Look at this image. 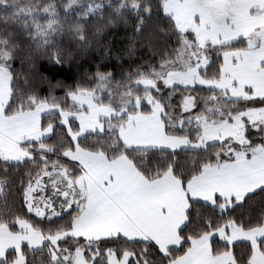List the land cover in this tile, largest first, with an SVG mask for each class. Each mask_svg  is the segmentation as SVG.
Returning <instances> with one entry per match:
<instances>
[{
	"label": "snow or ice",
	"instance_id": "6c2138e0",
	"mask_svg": "<svg viewBox=\"0 0 264 264\" xmlns=\"http://www.w3.org/2000/svg\"><path fill=\"white\" fill-rule=\"evenodd\" d=\"M0 264H264V0H0Z\"/></svg>",
	"mask_w": 264,
	"mask_h": 264
},
{
	"label": "trees",
	"instance_id": "16d2710c",
	"mask_svg": "<svg viewBox=\"0 0 264 264\" xmlns=\"http://www.w3.org/2000/svg\"><path fill=\"white\" fill-rule=\"evenodd\" d=\"M18 66V65H17ZM87 67V65H85ZM57 79H63L66 80L67 82L71 83L74 79L78 78V72L76 68H72L71 70H68L67 68L62 71L57 77ZM44 90L46 91V86H44ZM57 95H62V91H57Z\"/></svg>",
	"mask_w": 264,
	"mask_h": 264
}]
</instances>
